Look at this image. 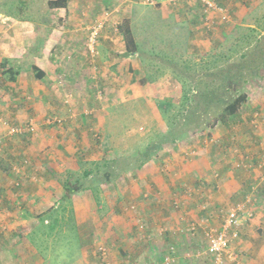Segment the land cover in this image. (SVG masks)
Wrapping results in <instances>:
<instances>
[{
  "label": "crops",
  "instance_id": "obj_1",
  "mask_svg": "<svg viewBox=\"0 0 264 264\" xmlns=\"http://www.w3.org/2000/svg\"><path fill=\"white\" fill-rule=\"evenodd\" d=\"M122 1L123 4L120 3L115 7V0L114 3L113 0H67L65 8L55 10L48 9L46 2L37 20L23 14L10 16L0 13L2 17L0 21V106L5 104L9 109L8 114L0 111V119L7 123L4 127L0 123V190L7 181L4 173L5 166L10 165L13 160L19 161L21 156L31 160L29 171L33 169L44 177L41 185L46 187L44 189L38 186L36 191L37 186L32 185L29 180V182L23 181L24 187L21 188L23 198L26 199L25 196L28 195L31 199L30 206L33 207L38 202L31 196L38 194L39 211L33 215V210L30 209L32 218L21 217L19 220L16 218L17 221L10 225L5 222L0 223V228L3 227L5 230H0V264H51L45 263L42 258L30 251L32 246L29 245L26 235L37 226L39 216L47 218L49 214L53 215V209L57 207L62 197L59 179L61 175H75L83 164L92 165V167H86L85 171L92 172L86 178L89 181L88 179H93V165L95 167L101 164L110 167L112 164L113 158L109 154L115 150H99L91 139V142L87 141L89 137L93 138L94 134L95 136L98 134L101 139L116 137L124 139L127 133H131L130 126L127 125L128 121L134 120L137 124L142 123L145 128L141 133L132 127V130L136 132L135 135L144 137L151 129L166 133L174 124L173 121L182 120V114L178 109L184 110L189 106L195 109L199 105L206 104L210 99L207 93H204L208 83L204 81V78L212 79L211 90L217 92L215 67L206 69V63L218 56L219 47L217 48L216 44L219 42L220 45L224 37L215 29L206 31L208 37L204 36L205 29L198 4L171 5L164 0ZM218 4L223 7L222 0H218ZM110 5H113L111 9ZM104 10H110V15L99 34L95 55H91L85 47L88 30L94 21L101 19L99 15ZM124 22L134 40L135 53L126 52L122 34L118 32V26L123 25ZM151 22L154 25H151ZM248 24L245 23V25ZM149 40L154 44L140 47L139 42L145 43ZM169 61L172 62V66ZM195 65H199V68ZM33 67L38 69L40 79L35 77ZM5 71L13 73L15 77L13 81L7 79ZM149 74L155 76L148 80ZM192 75H194L193 80ZM189 81H192V87L186 90L190 86ZM98 86L103 93L104 90L106 91V96L102 97L99 92H96ZM262 89V96L259 99L254 94L251 97L246 94L244 105L259 107L256 110L264 116V87ZM190 91L194 95L197 93L198 97L193 98ZM163 103L167 106L164 109V116L158 108ZM128 104L147 107L148 110H144V116H138L134 110L125 112L119 109ZM109 107L118 110L112 111L113 115H111L107 112ZM197 109L194 114L203 115L199 108ZM250 115L251 113L247 115L248 118H242V114L241 122L245 119L243 124H246ZM54 117L60 119L61 123L48 125L47 120ZM184 121L187 122V119L185 118ZM29 123H32L34 129L32 134L7 135L8 125ZM240 132L237 129L235 132L237 136L230 138L224 135V131L217 130L213 133L212 129L211 133L215 137L211 145L213 149L212 147L191 149V145H188L190 140H179V137L184 136L185 133L178 132L177 136L175 135L173 147L168 148L171 154L169 164L166 166L168 175H162L159 170L152 172L154 177L148 179L152 187L151 193L146 199L143 196L141 198L139 193L138 196L141 199L135 201L139 210L136 215L146 221L147 230L144 231V235L152 234L153 238L151 243L140 238V243L136 245V242L134 244L136 246L133 245L130 248L129 251L131 253L133 251V257H135L134 261L142 258L139 255L145 253L149 261L159 262L162 257L159 259L154 257H158V250L168 243L163 255H168V247L173 246L174 264H187L188 261L196 263L199 261L195 259L206 258L195 257L196 253L203 251L205 244L201 233L193 237L189 236L187 224L197 220L202 214L207 215L229 204L234 205L240 202L249 193L244 195L246 193L243 192L244 184L249 182L256 184L261 174L259 171L261 169L255 167L232 168V160L235 157L226 150V140L229 138L235 141L236 147L244 153L243 156L247 158V161L264 163V152L261 147L264 144V134L248 137L247 132L243 130ZM175 143L178 144L175 145ZM179 144L183 146L178 147ZM246 145L248 148L243 149ZM119 147L124 151L126 149ZM180 148L184 152L183 156ZM162 156L166 155L162 154ZM98 161L100 163H94ZM160 164L162 163L158 162L153 167L157 169ZM160 171L162 172L161 167ZM213 171L221 174L220 188L218 187L216 192L210 193L212 188L210 189V183H207V188L205 184L204 189L208 191V194L204 191L203 195L193 196L190 199L183 195L185 188L183 186L196 188L202 187L204 185L202 182L213 183L211 179ZM140 177L145 179L146 175ZM106 182L109 183L105 180L104 183ZM176 195L180 197L181 202L178 210H174L171 205ZM0 197L2 200L0 208L3 205L8 206L9 197H2L1 193ZM81 199V202L72 200L71 210L76 230L82 235L80 222H85V218H89V207L92 209L95 205L92 206V200L89 198L87 201L86 197ZM132 199L127 200V203L133 202ZM93 201L95 202L94 199ZM120 204V210H127L124 208L126 204ZM202 204L208 207L205 213L200 211ZM1 213H5V218L9 216L8 212ZM254 215L263 217L260 208L257 207H255ZM116 217L114 219H117ZM54 220L52 218V222ZM218 220L214 214L211 224L215 227L218 223L216 227H219ZM253 220L254 218L250 221ZM33 222H35L34 225ZM243 224L239 229L240 236L234 243L239 240L237 243L241 242L240 248L243 253L264 261V249L258 256V253H255V245L241 239V234L246 229ZM256 224L260 226L258 230L264 229L263 219L253 221L251 228ZM121 228L124 226L120 216L115 230L120 231ZM160 228L166 231L158 237L156 233ZM50 229L51 227L48 228ZM109 237L111 245L117 243L111 236ZM200 239L201 249L198 248ZM26 250L32 254L25 255ZM193 250L196 251L187 254ZM184 255L187 259H184ZM116 256L112 253L113 261H117ZM190 258L194 259L189 260Z\"/></svg>",
  "mask_w": 264,
  "mask_h": 264
},
{
  "label": "rangeland",
  "instance_id": "obj_2",
  "mask_svg": "<svg viewBox=\"0 0 264 264\" xmlns=\"http://www.w3.org/2000/svg\"><path fill=\"white\" fill-rule=\"evenodd\" d=\"M22 1L24 2L25 6L22 7ZM48 0H0V13L8 14L10 16H15L18 13L19 9L23 10V15L31 17L34 20H37V17L42 13V7ZM128 2V1H127ZM218 2V0H217ZM114 3V0H113ZM123 4L122 0H115V7L119 4ZM126 3V2H125ZM223 7L226 9V14L229 16V21L225 23H219L218 15H214L212 17V21L214 24L207 28L204 26L205 32L204 36H207V32L212 31L215 29L217 33H221L223 35L224 40L220 42H217V51L220 54L219 57H216L215 59L212 58L209 61H207L206 69H215V74L217 80L215 81L216 86L218 89L222 90V87L224 88V91L227 90V94L223 93L221 91V95L218 96L216 99H214L211 102H206L204 105H199L197 107H186L184 110L178 109L179 112L182 114L181 119H177L174 124L168 129L166 133H163V131H154L151 129L146 133V136L140 137L138 134H134L132 130V127L135 128L137 131L142 133V130H145L142 123L137 124L136 120L134 121H128L127 125L130 126L131 133H127V136L123 139L119 138H107V139H101L98 134H94V137H89L87 141L92 143L94 142L97 147H99V150L102 151H114L113 153L109 154L110 157H112V164L110 167H106L104 165L98 164L93 165V179H87L82 174V172L86 171V167L89 166L92 167V165H85L83 164L78 172H75V175L66 176L61 175L60 176V183L62 186V197L65 193L64 190V184H67L70 188L73 183L77 181V185L79 186V189L76 192H73L71 194V197L66 200H62V197L59 200V203L55 209H53V215L49 214L47 218H39L37 222V226L34 228L32 232H30L27 237V241L30 246H32V249L30 251L42 258L45 263H51V264H76L78 261H80L77 264H154L155 261H149L147 259L146 254L142 253L139 255V260L134 261L133 257V251L132 253L129 251L130 248L136 243H140V238L142 240V235L144 234V231H146V221L143 220L141 217H138L136 215V212L139 211L137 209V203L135 201H139L142 196L146 199V197L151 193V184L148 181V179H152L154 177V173L156 170L164 175H168V168H166L168 161L171 158V154L169 151V147H173V144L171 141L172 139H175L177 136V133H185L184 136H180L179 140L186 141L187 139L190 140V143L188 145H191V149H195L198 147L203 148H209L212 147L211 145L214 142V135H212V129L213 133L218 131H224V135L230 138H234L237 135L235 132L238 129V132L243 130L248 133V137L251 136H257L264 134V129H258L257 127H253L251 121H254L255 115H261L259 113V110H256L254 105L245 106L244 104L241 106V115L243 114L242 118H248L247 115L251 113L250 118L248 119V122L246 124H243L244 120H238L236 122H230L228 124H223L215 121L223 112V109L226 105L230 104L234 99H236L239 95H246L248 94V97L252 96L253 94L256 95V98L259 99L262 96V88L264 87V55L262 54L264 52V45L261 46L264 41V0H222ZM219 5V4H218ZM113 5H110L109 8L111 9ZM249 8V9H247ZM110 11V10H109ZM108 10H104L102 14H100V18L104 16V14L109 13ZM199 12V11H198ZM4 14V15H5ZM14 14V15H13ZM250 20V21H249ZM0 21H2V17L0 18ZM245 23H249L248 25H245ZM151 25H154L153 22H151ZM251 26V27H250ZM249 30L254 31V33H249ZM206 33V35H205ZM246 35H250V40H244ZM226 36V37H225ZM250 41L251 43L247 45V42ZM258 42V44H257ZM260 43V45H259ZM98 42L96 43V45ZM154 44L153 41L149 40L145 43L139 42L140 47L141 46H147ZM260 50V54H258L259 57H254L251 55L252 52L255 50ZM221 56V57H220ZM67 57V56H66ZM208 59V58H207ZM214 60V61H212ZM28 59L25 61L27 63ZM170 65L172 66V62L169 61ZM192 62V60H191ZM216 64V65H215ZM199 68V65H195ZM194 66V67H195ZM229 68H233L235 70V76H236V85L228 86L224 83H219L221 80L218 78L220 75L223 76V72L227 71ZM238 73V74H237ZM155 75L149 74L147 75L148 80H151ZM224 77V76H223ZM192 80L194 78V75L191 76ZM204 81L206 83H209V79L204 78ZM189 88L186 90H189L192 87V81H189ZM187 86V85H186ZM185 90V89H184ZM200 91V89L197 91V93ZM96 92H99L100 96L104 97L106 96V91L100 89L98 86V89ZM191 93V91H190ZM197 93L194 95L191 93L193 98H197ZM215 94V92L210 93ZM209 95V96H210ZM216 95V94H215ZM192 98V99H193ZM222 98V99H219ZM250 105V104H249ZM167 106L163 103L161 106H158L160 112L164 116V109ZM243 107V108H242ZM246 107V108H245ZM197 108L201 111L203 115H196L194 114L197 112ZM120 110H123L125 112H130L131 110H134V112L138 116H144V110H148L147 107H141V106H130L124 105L119 108ZM118 109H112V107H109L107 112L111 115H113L112 111H116ZM0 111L4 112V114H8V107L5 104H2L0 106ZM193 112V113H192ZM187 119V122L184 121V119ZM247 120V119H246ZM0 123L4 127L7 123L5 121H2L0 119ZM243 124V125H242ZM236 128V129H233ZM34 130V129H33ZM174 131H176L174 133ZM178 131V132H177ZM34 132V131H33ZM32 132V133H33ZM189 132V134L187 133ZM30 133V134H32ZM179 133V134H180ZM174 134V136H173ZM176 135V136H175ZM91 139V140H90ZM213 142H212V141ZM185 143V142H184ZM178 143H175L177 145ZM202 144V145H201ZM101 145V146H100ZM174 145V146H175ZM185 145V144H184ZM226 150L232 153V155L235 157L232 160V168L234 165V169H244V168H237L236 165H240L242 162L245 167H248L249 161L243 156L244 153H241L238 148L236 147V143L233 140H230L229 138L225 142ZM124 147L126 148L125 151L120 148ZM183 146L182 144H179L178 147ZM249 146H251L249 144ZM262 149L264 147V144H262ZM248 148V145H246L243 149ZM251 148V147H249ZM180 152L182 153V156L184 152L182 151V148H180ZM213 149V147H212ZM120 152H119V151ZM140 153V154H139ZM139 154V155H138ZM162 154H165L166 156H162ZM247 154V153H245ZM169 156V157H168ZM232 156V157H233ZM25 161L27 162V165H24ZM31 160L27 157L24 158V156L19 157V161L13 160L10 165H6L4 168V173L6 174V185L1 187V196L9 197L10 202L7 205H3L0 208V223L5 222L6 224H12V222L19 220L21 217L25 218H32L30 215V209L33 210V215L36 214L39 209L38 205L40 203V199L38 197V194H35L31 196L33 200L37 201L38 203L35 204L33 207L30 206L29 201L31 200L28 195L25 196L26 199L23 198V189L24 187L23 181L27 180V182L30 181L32 185L43 187L44 189L46 187L41 185V180L44 177H41L39 173L35 170L29 171V164ZM162 163L157 166V169L153 167L154 164ZM94 163H100L94 162ZM93 163V164H94ZM165 164V165H163ZM251 166H255V164H251ZM160 167L162 172L160 171ZM19 170V172H16L14 170ZM151 168V169H150ZM233 170V169H231ZM260 175H264V169L259 170ZM7 172V173H6ZM217 171H213L211 175L212 182H202L204 185L202 187L198 186L196 188H193L191 186H183L184 191L186 189L191 190L192 196L191 197H198L199 195H203L202 193L205 191V193L208 194V191L204 189L205 184L207 188V183H210L209 187L211 189L210 193L216 192L218 187L220 188V182L219 179H214V174ZM109 175V183H104L105 178L104 175ZM148 174V176H147ZM219 178L221 174L218 172ZM141 175H146V178H141ZM27 176L28 178H24ZM29 180V181H28ZM261 182V180L259 179ZM256 182L258 187H261L260 189V203L257 205V208H260V212L263 209L264 210V185L260 186V183ZM16 183L19 185L16 186ZM140 186V188H139ZM19 188V190L17 189ZM200 189V190H199ZM194 190V191H193ZM140 194L141 198L138 196ZM20 195V196H19ZM178 196V195H177ZM86 201L89 198L92 203V206L95 205L92 209L89 207L88 215L89 218H85V222L82 223L81 230L83 231L82 235L81 233L76 230L75 227V220L72 219V200H75L76 202H81L82 199H85ZM133 198V199H132ZM95 200V202L93 201ZM130 199H132L133 202L127 203ZM89 200V201H90ZM1 197H0V203H1ZM13 203V204H12ZM124 203V208H127V210H120L119 204ZM120 204V205H121ZM119 210H118V208ZM127 206V207H126ZM232 205L229 204L228 206H225L223 209H228ZM87 207V203H86ZM131 207H134V210H130ZM18 211V213H16ZM131 211V212H130ZM1 212H8L9 216L5 218V213L2 214ZM127 213H134V214H127ZM122 217L123 226L124 228H121L120 231L115 230L117 221H119V217H116L118 215ZM201 214V213H200ZM255 214V210H254ZM3 215V216H1ZM214 215V214H213ZM256 218H255V217ZM83 217V216H82ZM85 217V216H84ZM117 219H114V218ZM17 218V219H16ZM52 218L58 219L59 222H57V227H53ZM71 218L70 222L69 219ZM74 218V217H73ZM254 218L253 221H261L264 220V217H260L259 215H253L252 218L247 219L245 222H243L244 227H246L245 230L242 232V238L246 242L251 243L252 245H255V253H258V256H260V252L264 249V229L259 228V225H253L251 228V225L253 224V221H250ZM83 219V218H80ZM136 219V220H135ZM47 221L49 223H47ZM35 222H33L34 225ZM3 224V223H2ZM67 224V225H66ZM218 225L215 224V227ZM4 226V225H2ZM51 227L50 230L48 228ZM56 227V229H54ZM81 227V225H80ZM87 227V228H85ZM136 228V229H135ZM217 228V227H216ZM241 229V228H240ZM0 230H3V227L0 228ZM5 231V230H3ZM142 233V234H141ZM6 235L5 233H3ZM31 234H34L33 237H31ZM136 234V235H135ZM147 234V233H146ZM109 236L112 237L113 240H115L114 245H111L109 242L111 241ZM240 236V233H239ZM116 237L117 239H115ZM122 239L124 241H122ZM119 241V242H118ZM239 241V240H238ZM237 241V242H238ZM232 243L230 247V252H233L235 255L238 256L237 261L239 264H264V261H259L258 259L251 258L248 254L242 252V249L240 248V244L238 243ZM99 245H105L107 249L106 255L102 258L97 253V247ZM134 245V246H136ZM198 248H202V241L200 239V243L198 244ZM258 245V246H257ZM197 247V245L195 246ZM158 257H154L155 259L163 256L162 249L158 250ZM196 250H193L191 252H187V254H192ZM25 255L32 254L29 251H24ZM130 252V253H129ZM112 253H115L117 255V261L112 260ZM124 254L126 256H124ZM129 258H126L128 257ZM183 255V254H182ZM184 259L185 255H184ZM194 258H190L189 260H193ZM187 261V260H186ZM195 261H199L196 263H193L194 261H190L191 264H212L210 261V258H202V259H195ZM230 261V262H229ZM180 263V262H179ZM182 263V261H181ZM187 263V264H190ZM177 264V263H176ZM222 264H234L229 260L227 257H225L222 261Z\"/></svg>",
  "mask_w": 264,
  "mask_h": 264
},
{
  "label": "built area",
  "instance_id": "obj_3",
  "mask_svg": "<svg viewBox=\"0 0 264 264\" xmlns=\"http://www.w3.org/2000/svg\"><path fill=\"white\" fill-rule=\"evenodd\" d=\"M165 2L175 5L178 3H185V4H198L201 11V19L203 21V26L209 28L211 24L213 25L214 22L212 21V17L214 15H218L219 23H225L229 21V16L226 14V9L218 5L217 0H164ZM110 13L104 14L101 19H98L93 22L88 30V35L85 43L86 49L89 51L91 55H95V46L99 37L101 30L103 29L105 23L109 18ZM1 18V17H0ZM254 121H251L253 127H257L259 130L264 129V116L262 115H255ZM61 123V120L58 118H52L47 120L48 125H58ZM7 135L9 136H21L26 133H32L33 126L32 123L23 124V125H8L7 126ZM212 141V140H211ZM213 142V141H212ZM214 143V142H213ZM264 152V147H263ZM246 158V157H245ZM247 159V158H246ZM255 166H251L248 163V167H255L257 169H262L264 163L262 161H258ZM25 165L27 163L25 162ZM237 168H248L243 165L241 162L240 165H236ZM233 168L234 165H233ZM19 172V170H16ZM213 177L214 179H219V174L216 172ZM261 180V182L259 181ZM259 181L260 186L264 185V175H260L257 179ZM18 186V183H16ZM260 187L255 184L249 193L236 204L232 205L228 209H218L213 213L210 214H202L197 220L191 221L187 224V233L189 236L193 237L197 233H201L205 248L200 253H196L195 257H209L211 259L212 264H222V261L225 257H227L231 262L237 263L238 256L235 255L233 252H230V246L234 243L239 236V229L242 226L243 222L247 219L252 218L254 215L255 207L260 203V198L258 195ZM183 195L190 199L192 196L191 190L186 189L183 192ZM172 208L174 210H178L180 208L181 202L180 197L176 195V199L172 201ZM134 207H131L130 210H134ZM203 213H205L208 209L206 204H202L200 207ZM261 215L264 217V210H261ZM218 217L219 227H214L211 224V221L214 219V215ZM166 231L164 228L158 229L156 235L161 237ZM153 235L152 234H143V237L147 238L146 240H151ZM151 238V239H148ZM144 239V238H143ZM169 254L163 255L159 262L154 264H174V257L172 256L175 253V249L173 246L168 247ZM97 253L103 258L106 253L107 249L105 245H99L97 247Z\"/></svg>",
  "mask_w": 264,
  "mask_h": 264
},
{
  "label": "trees",
  "instance_id": "obj_4",
  "mask_svg": "<svg viewBox=\"0 0 264 264\" xmlns=\"http://www.w3.org/2000/svg\"><path fill=\"white\" fill-rule=\"evenodd\" d=\"M66 4H67V0H48L47 1V7H48V9H50V10H55V9H59V8H65L66 7ZM25 6V4H24V2L22 1V7H24ZM18 13L19 14H17V15H21V14H23V10L22 9H19L18 10ZM9 14V13H8ZM14 15V14H13ZM118 32L119 33H121L122 34V37H123V40H124V42H125V46H126V52L128 53V54H130V53H135L136 52V47H135V43H134V40H133V38H132V35H131V32H130V30H129V28H128V26H127V24L124 22V24L123 25H119L118 26ZM249 33H254V31H252V30H249ZM251 38H250V35H246L245 36V38H244V40L246 41V40H250ZM251 42L250 41H248L247 42V45H249ZM257 44H258V42H257ZM259 45H260V43H259ZM263 45H264V41H263V43H262V47H263ZM260 51H261V49L259 50H255L254 52H252L251 53V55L252 56H254V57H259L258 56V54H260ZM263 55H264V52L262 53ZM217 57H219V54H218V56ZM221 57V56H220ZM264 57V56H263ZM262 62H264V60H262ZM263 68H264V66H262ZM33 69H34V72H35V77L36 78H41V75H40V73L38 72V69L36 68V67H33ZM12 70V69H11ZM8 72L7 71H5V74H6V76L8 77L7 79L8 80H11V81H13L14 80V75H13V73L12 72H9L8 74H7ZM238 74V73H237ZM224 76V77H223ZM223 76H221L220 77V75L218 76V78H220L221 80L219 81V83H224V84H226V85H228V86H231L232 87V85H235V87H237V85L235 84L236 83V76H235V70L233 69V68H229L227 71H225V72H223ZM209 77H210V75H209ZM211 78V77H210ZM212 79L210 80V82L209 83H207L206 84V89H204V93H207V95H208V98H210V99H208L207 101L208 102H211V101H213L214 99H216L218 96H220L221 95V91L223 92V93H225V94H227V90H229V89H226V91H224V88L222 87V85H221V88H222V90H219L218 88H217V92H215L214 90H211V86H212ZM212 88H214V87H212ZM212 92H215V94H211L210 95V93H212ZM203 93V94H204ZM210 95V96H209ZM212 96H215V98H211ZM245 95L243 94V95H239L236 99H234L230 104H228V105H226L225 106V108L223 109V112H222V114L217 118V119H215V121H217V122H221V123H223V124H228L229 125V123L230 122H236L237 123V121L238 120H240V116H241V106L245 103ZM219 99H222V98H219ZM202 100H204V99H202ZM27 134V133H26ZM22 136V135H21ZM175 139H172L171 141H174ZM140 154V153H139ZM138 154V155H139ZM249 163H252V162H250L249 161ZM23 164H24V161H23ZM25 165V164H24ZM90 174H92V172L91 171H87V172H85L83 175L85 176V178H87ZM106 175V177H105V180H107V181H110L109 180V175L108 174H105ZM77 183V181L75 182V183H73V185H71V187L69 188L68 187V185L67 184H64V190H65V193H64V195H63V197H62V200H66V199H69L70 197H71V194L73 193V192H76L78 189H79V186L76 184ZM250 183V182H249ZM245 183L244 184V187H243V192H246L244 195H246L250 190H251V188L254 186V184L255 183ZM248 184V185H247ZM19 185V184H18ZM261 188V187H260ZM260 190L261 189H259V191H258V195H260ZM245 197V196H244ZM243 197V198H244ZM242 198V199H243ZM40 218H41V216H39ZM70 220H71V218L69 219V222H70ZM57 222H59L58 221V219H55L54 220V222H53V227L54 226H56L57 227ZM67 225V224H66ZM34 236V234H31V237H33ZM142 238H144V239H147V238H145V237H143V235H142ZM151 238H153V236L151 237ZM151 238H148V239H151ZM150 243H151V240H148ZM169 244V243H168ZM168 244H164L163 245V247H162V251L163 252H165V250H166V248H167V245ZM204 248H205V245H204ZM149 252V251H148ZM124 256H126L125 254H124ZM127 258V257H126ZM135 258V257H134ZM206 258H209V257H206ZM186 263H190V261H188V262H186ZM191 264V263H190Z\"/></svg>",
  "mask_w": 264,
  "mask_h": 264
}]
</instances>
